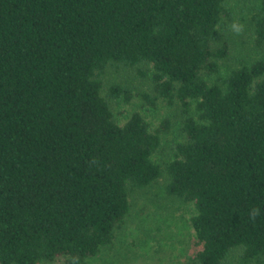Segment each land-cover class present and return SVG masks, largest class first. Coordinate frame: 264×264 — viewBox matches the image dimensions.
<instances>
[{
	"label": "trees",
	"instance_id": "trees-1",
	"mask_svg": "<svg viewBox=\"0 0 264 264\" xmlns=\"http://www.w3.org/2000/svg\"><path fill=\"white\" fill-rule=\"evenodd\" d=\"M245 7L0 0V264H98L136 195L191 204L177 264H264V0Z\"/></svg>",
	"mask_w": 264,
	"mask_h": 264
},
{
	"label": "rangeland",
	"instance_id": "rangeland-1",
	"mask_svg": "<svg viewBox=\"0 0 264 264\" xmlns=\"http://www.w3.org/2000/svg\"><path fill=\"white\" fill-rule=\"evenodd\" d=\"M234 5L235 15L240 17L248 9L250 0H229ZM105 74L123 78H132V82L139 83L137 77L129 69L109 66ZM137 96L132 95L128 102H113V111L121 119L126 109L138 105ZM163 109L158 106L150 113L158 116ZM132 209L126 220L124 236L115 245L101 253L95 259L98 264H177L186 251L192 250V237L188 225L185 223L191 204L177 200H165L169 208L158 209L145 197L134 196ZM121 240V241H120ZM39 264H58L57 262H41Z\"/></svg>",
	"mask_w": 264,
	"mask_h": 264
}]
</instances>
